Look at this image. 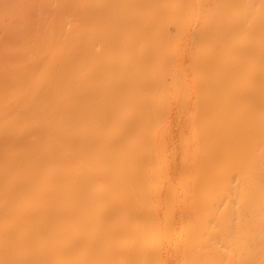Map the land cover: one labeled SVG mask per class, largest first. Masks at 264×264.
<instances>
[{
	"label": "bare ground",
	"instance_id": "1",
	"mask_svg": "<svg viewBox=\"0 0 264 264\" xmlns=\"http://www.w3.org/2000/svg\"><path fill=\"white\" fill-rule=\"evenodd\" d=\"M0 264H264V0H0Z\"/></svg>",
	"mask_w": 264,
	"mask_h": 264
}]
</instances>
